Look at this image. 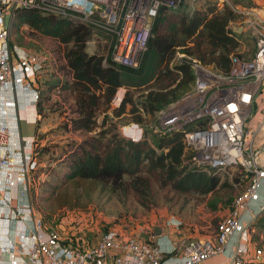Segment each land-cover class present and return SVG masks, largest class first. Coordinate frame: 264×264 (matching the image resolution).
<instances>
[{"label": "trees", "instance_id": "16d2710c", "mask_svg": "<svg viewBox=\"0 0 264 264\" xmlns=\"http://www.w3.org/2000/svg\"><path fill=\"white\" fill-rule=\"evenodd\" d=\"M174 10L159 9L149 26L147 48L138 65L131 67L112 59L114 31L34 8L14 9V30L24 26L56 44L50 57L51 74L43 82L37 79L38 120L60 111L66 119L59 127L80 137L54 145L43 143L45 134L35 133L33 171L57 159L66 164L64 187L48 186L47 197L54 208L84 207L83 197L97 188L132 190L144 198L149 179L154 178L161 188L178 195H215L207 202L215 211L225 201L218 195L220 189L231 193L225 201L230 209L235 195L248 186L249 176L240 167L231 175L197 167L181 130L150 131L151 139L146 137L147 127L157 123L158 111L192 89L193 60L218 74H228L232 56L250 59L255 49L250 33L239 30L244 15L229 4L207 1L189 14ZM93 40L97 49L90 52L88 44ZM178 54L182 56L177 58ZM120 89L124 90L122 98L114 106L112 100ZM130 123L145 128L143 139L132 141L120 135L119 127ZM234 190L238 192L233 196ZM218 221H214L215 229ZM247 228L251 241L261 245L264 209Z\"/></svg>", "mask_w": 264, "mask_h": 264}, {"label": "built area", "instance_id": "2783aa9c", "mask_svg": "<svg viewBox=\"0 0 264 264\" xmlns=\"http://www.w3.org/2000/svg\"><path fill=\"white\" fill-rule=\"evenodd\" d=\"M181 1L0 0V218L5 219L7 226L5 234L0 231V241L9 253L10 264H198L224 253L235 237V248L228 253L229 264H259L262 249H251L246 241L247 227L255 213L251 207L259 200L264 180V113L255 112L264 90V18L254 12H249L243 23L254 42L253 56L250 59L232 56L228 74H218L193 60L192 89L157 113L158 131L184 132L197 167L228 175L240 167L249 176L246 189L235 196L231 208L218 221L213 238L208 235L173 242L168 257L158 244L115 230L103 232L87 247L72 246L59 238L29 200L30 174L36 167L33 158L36 136L21 135L17 100L24 95L29 101L23 107L36 106V78L43 65L37 57L19 54L11 46L14 9L34 8L114 31L112 59L136 67L147 48L152 19L159 9H177ZM181 56L178 54L177 58ZM122 95L117 98L116 94L112 105L117 106ZM35 118L34 121L40 119L37 112ZM193 124L197 126L191 127ZM119 130L132 141L143 138L142 128L137 124L123 125ZM15 184L22 186L18 193L26 200L19 204L12 197ZM24 220L32 222L30 233ZM168 223L180 225L174 219Z\"/></svg>", "mask_w": 264, "mask_h": 264}, {"label": "rangeland", "instance_id": "374dc122", "mask_svg": "<svg viewBox=\"0 0 264 264\" xmlns=\"http://www.w3.org/2000/svg\"><path fill=\"white\" fill-rule=\"evenodd\" d=\"M207 1L217 2L219 6L224 3L229 4L237 12L243 14L242 28H244L243 23L250 10L259 11L264 8V0H182L177 10L174 11L189 14L195 8L202 7ZM10 41L19 54L33 55L43 65L36 81L39 78L43 82L49 77L51 74V52L56 49L53 40L42 38L35 33L32 34L26 27L21 26L15 30L11 28ZM96 49L97 42L93 40L88 44V51L93 52ZM245 51H250V47L245 46ZM36 83L39 84V82ZM122 93L123 91L119 90L117 98ZM259 110L264 113V90L261 92L255 112ZM16 115L18 116V111H16ZM65 119L64 113L61 114L60 111H56L48 114L40 121H36V133L38 135L45 134L43 143L62 145L69 138H80L78 134L65 132L59 127ZM141 128L144 138L145 128ZM147 128L146 137L150 140V131L158 132L157 123H151ZM120 135L126 137L121 132ZM41 167L39 172L33 171L30 174L29 200L36 212L43 216L47 225L57 231L59 238L70 244L92 245L103 232L109 230L129 234L139 239H147L154 227H169V224L173 227L171 223H168L173 219L180 222L178 227H173L175 229L185 228L189 233L196 230L197 235H201V237L210 235L213 238L215 233L214 221L220 220L229 210L228 203L225 201L231 193L226 189L218 191V195L225 201L219 202L217 209L213 211L208 207L207 202L214 199L215 195H178L168 188H161L154 178L149 179V190L144 198L135 195L132 190L116 192L112 189L101 190L97 188L83 197L84 207L58 209L54 208L48 199L47 191L49 184L57 185L59 189L64 187L62 176L66 170V164L57 159L53 160L50 165L42 163ZM237 192L238 190H234L232 195L234 196ZM262 241L261 245L256 244L257 247L264 248L262 246L264 245V236ZM262 253L264 255V251Z\"/></svg>", "mask_w": 264, "mask_h": 264}, {"label": "crops", "instance_id": "0c3cea01", "mask_svg": "<svg viewBox=\"0 0 264 264\" xmlns=\"http://www.w3.org/2000/svg\"><path fill=\"white\" fill-rule=\"evenodd\" d=\"M250 12H254L257 15L261 16L264 18V11L263 10H250ZM19 102V110H18V117L19 120H26L28 122H33L36 118H35V113H36V106L35 104H29L28 106L23 107L24 103L29 101V97H26L24 95H19L18 100ZM257 143V145H259V139H256L255 141ZM255 143V144H256ZM22 189L21 185H17L15 184L13 186V191H12V197L15 200L14 203H22L25 200V197H21V195H19L18 191H20ZM259 200L257 202H255L253 204V206L251 207V211H255V213L253 214L252 212L250 213V215H252L255 219V217H257L261 212L257 211L261 208L264 207V180L262 181L260 190H259ZM253 219V220H254ZM23 224L26 226L28 233L31 232L32 230V222L28 221V220H24ZM173 225V224H172ZM174 227V225H173ZM170 224L169 227H165V226H160L159 228H161V232L156 233L155 232V228H153L152 232H150V236L147 237V239H143V240H148L150 242L156 243L158 244L163 250H164V256L168 257L169 252L168 250L171 248V245L173 242H184L190 239H198V238H202V237H207V236H202L201 235H197L198 232L196 230H194V232L189 233L187 230H185V228H173ZM168 228L169 231L165 232L164 229ZM187 229V228H186ZM0 231L2 232V234H5L7 232V226H6V221L5 219L0 218ZM129 235V234H127ZM237 241V237H235L226 247V250L224 251V253H218L215 254L207 259H205L204 261L198 263V264H229V255L228 253L232 252L235 248V244ZM246 241L248 242V244L251 246V249H255V248H261V247H257L255 242L251 241V235L248 232L247 236H246ZM74 245L76 246H80V247H87L88 245L84 246V245H79L77 243H74ZM264 246V245H262ZM178 249H180V247L178 246ZM262 251H264V248H261ZM259 260V264H264V255L261 256ZM21 261V260H20ZM19 261V262H20ZM0 264H10V257H9V253L6 252L2 246V242L0 241ZM22 264V263H21Z\"/></svg>", "mask_w": 264, "mask_h": 264}, {"label": "water", "instance_id": "95a60500", "mask_svg": "<svg viewBox=\"0 0 264 264\" xmlns=\"http://www.w3.org/2000/svg\"><path fill=\"white\" fill-rule=\"evenodd\" d=\"M19 128L22 136L34 137L37 129V123L36 121L28 122L26 120H19ZM161 231H162L161 228L159 227L155 228L156 233H159ZM164 231L168 232L169 229L165 228Z\"/></svg>", "mask_w": 264, "mask_h": 264}]
</instances>
